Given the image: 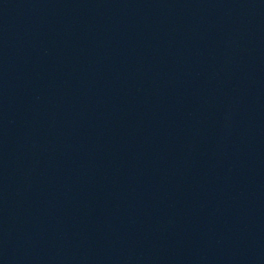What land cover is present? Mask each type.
<instances>
[{"label":"water","instance_id":"1","mask_svg":"<svg viewBox=\"0 0 264 264\" xmlns=\"http://www.w3.org/2000/svg\"><path fill=\"white\" fill-rule=\"evenodd\" d=\"M0 264H264V0H0Z\"/></svg>","mask_w":264,"mask_h":264}]
</instances>
